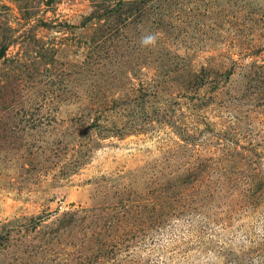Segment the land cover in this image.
<instances>
[{"label":"rangeland","instance_id":"rangeland-1","mask_svg":"<svg viewBox=\"0 0 264 264\" xmlns=\"http://www.w3.org/2000/svg\"><path fill=\"white\" fill-rule=\"evenodd\" d=\"M0 264H264V0H0Z\"/></svg>","mask_w":264,"mask_h":264},{"label":"clouds","instance_id":"clouds-1","mask_svg":"<svg viewBox=\"0 0 264 264\" xmlns=\"http://www.w3.org/2000/svg\"><path fill=\"white\" fill-rule=\"evenodd\" d=\"M153 40H154V37H152V36H148V37H145V38H144L143 42H144L145 44H148V43L152 42Z\"/></svg>","mask_w":264,"mask_h":264}]
</instances>
